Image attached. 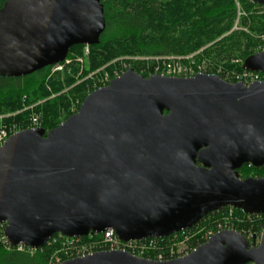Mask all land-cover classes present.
<instances>
[{"label":"water","instance_id":"obj_1","mask_svg":"<svg viewBox=\"0 0 264 264\" xmlns=\"http://www.w3.org/2000/svg\"><path fill=\"white\" fill-rule=\"evenodd\" d=\"M106 27L102 0H5L0 75L62 63L71 47L99 44ZM242 68L264 74V51ZM246 164L264 167V80L130 68L59 126L24 129L0 145V224L12 246L40 249L58 233L110 228L123 241L166 237L226 206L264 214V176L242 178ZM248 263L264 264V230L250 241L225 229L167 261L110 250L61 264Z\"/></svg>","mask_w":264,"mask_h":264},{"label":"trees","instance_id":"obj_2","mask_svg":"<svg viewBox=\"0 0 264 264\" xmlns=\"http://www.w3.org/2000/svg\"><path fill=\"white\" fill-rule=\"evenodd\" d=\"M4 2L5 0H0V8ZM102 3L107 27L101 34L99 44L90 46V66L84 75L89 70L122 55L182 56L205 47L199 56H194L195 60L197 57L200 60H219L220 64L216 65L219 68L217 75L228 82H233L234 76L244 70L243 61L258 52L254 50L258 43L257 38L264 36V16L261 15L248 14L243 18L241 23L249 27V32L232 30L237 16L235 0H102ZM252 5L258 7L261 4L250 2L245 11L248 12L249 6ZM82 47L83 45L71 47L68 57L82 53ZM234 58L240 59L241 62L232 63ZM49 68L50 66L21 77L0 75V113H15L5 121L6 125L26 129L29 116L41 111L44 113L45 121L42 127L47 130L53 129L60 125L58 121L60 112L67 111L72 95L80 96L79 107L85 97L94 90L93 88L89 91L90 86L85 81L73 86L68 93L50 97L49 81L42 82ZM133 69L136 70L134 66ZM78 72L79 68H73L66 77L65 84H53L54 92L74 85ZM143 75L148 77L151 74ZM39 99L45 101L37 104ZM73 113L75 112L68 113L65 119ZM261 169L264 167L246 164L239 172L242 178L262 177L264 175H258ZM226 208L209 213L194 225L191 230L197 234L193 240L200 238L202 232L206 230H216L220 225H230L234 220L238 221L235 229L243 233L252 230L259 234L264 228V215H249L235 209L236 212L229 216ZM100 236L93 240L83 237L79 243L74 242L67 247H62V239H59L55 244L46 243L42 248L34 250L29 248L18 250L17 247L2 243L0 264H58L54 255L55 250L62 249L63 253L60 251L62 255L57 256L67 259L66 254L77 251L81 243L100 242L98 240ZM169 244V238H159L150 252L152 255L160 253L168 255Z\"/></svg>","mask_w":264,"mask_h":264},{"label":"rangeland","instance_id":"obj_3","mask_svg":"<svg viewBox=\"0 0 264 264\" xmlns=\"http://www.w3.org/2000/svg\"><path fill=\"white\" fill-rule=\"evenodd\" d=\"M247 5H249V3L245 2L244 7H243L244 10L246 9ZM249 9L250 10L248 12L245 11V14H243V15H239L237 12L236 20H235V23H234L232 30L249 32L250 31L249 27L244 26L241 23L243 18L245 16H247L248 14L264 16V8H262L261 6L256 7V6L252 5V7L249 6ZM257 40H258V43L256 44L257 46L254 48V50L260 51L264 48V36L263 35H262V37L259 36L257 38ZM206 46H208V45H206ZM204 48H201L200 50H198L192 54L182 55V56L168 55V56L152 57V56H138V55H122V56L113 58L112 60L108 61L107 63L101 65L100 67H98L96 69L89 70L86 73V75H84V72L87 71L88 67L90 66L91 47L88 45H83L82 53H80L78 55L74 54V56H70L67 58L68 63L64 62L63 70H61V71L55 70V68H56L55 66H50V68L46 71L47 73L45 72L46 76L42 82L46 83L47 80L49 81L50 87H49L48 91L51 93L50 97H55V96H59V95L68 93V91H70L73 86L77 85L78 83L85 82V81L88 82V85L90 86V87H88L89 88L88 90L90 91V89H93V88L101 85L103 83L104 79L106 78V75H108L110 78L114 77V76H116L117 73L125 70L126 67H128V66H134V68H136V70L140 71L142 74L150 75L154 72H161L162 73L166 69L167 64L173 62L177 65H175L176 68H174L175 72L174 73L170 72L172 75H176V76L190 75L191 72H190L189 67L191 66V56H193V55L199 56L200 53L203 52L202 50H204ZM196 62H197L196 63L197 65L200 63L202 65H204L205 67L207 65V67L209 68V71L219 72V68L216 67L217 64H220L219 60H212V59L200 60L197 57ZM231 62L234 64H236V63L238 64L241 62V60L238 58H234V59H232ZM71 66H74V67H71ZM73 68H79L78 78L76 79V83L70 87H65L60 92H57V93L54 92L53 84L54 85L57 83L65 84L64 81H65L66 77L71 73ZM75 95L76 94L72 95L71 103H70L67 111L60 112V117L58 119L60 124L65 120L68 113L77 112L79 110L80 106L78 107V104H79L81 99H80V96H78V95L76 97H74ZM43 101H45V100L39 99L37 104H40ZM25 109H27V107H25ZM14 115H15V113H10V112L0 113V128L4 127V125L6 124L5 121L9 117L14 116ZM35 117L38 119V123H34L33 126H36V125L43 126L44 125V122H45L44 121V113H42L40 111V113H33L31 116H29V122L27 123L28 124L27 127L32 126L33 120L36 119ZM18 128L20 129V126ZM3 129H5V128H3ZM252 175H255V174H252ZM258 175H264V169H261L260 172L258 173ZM233 223H234V227L237 228L238 221L234 220ZM244 233L246 236H250L252 231L247 230ZM194 235L195 234L193 232H191V233H188V235H185L184 237H179V239L175 243L172 244L173 250L176 252H179L182 249H184L185 244H187V241L189 239L192 240L194 238ZM0 243H2V242H0ZM62 247H64V246H62ZM55 251L56 252L54 255L57 259V254L62 255L61 252L63 253V250L57 249Z\"/></svg>","mask_w":264,"mask_h":264},{"label":"built area","instance_id":"obj_4","mask_svg":"<svg viewBox=\"0 0 264 264\" xmlns=\"http://www.w3.org/2000/svg\"><path fill=\"white\" fill-rule=\"evenodd\" d=\"M236 1V5H237V12L239 15H243L245 14V10H244V4L246 3H250L253 1L252 0H235ZM262 8H264V5H259ZM260 51H264V48ZM169 60V59H168ZM65 63H68V59H66L64 61ZM64 62L62 63H58L56 65H54L56 68L55 70H63L64 68ZM196 60L194 58V55L191 56V66L190 68V75H185V76H176V75H172L170 72H175V69L177 64L171 62L167 64L166 69L161 73V72H154L151 75L154 74H161V75H167V76H176V77H190V76H194L196 74L202 73V74H218V72H213V71H209V68L200 64H196ZM180 66V65H179ZM181 67V66H180ZM133 68V66H128L126 67L125 70L119 72L116 74V76L114 77H109L108 75H106V78L104 79L103 83L97 87H95L94 89L103 87V86H107L110 81L112 79H114L115 77L120 76L122 73L126 72L128 69ZM182 68V67H181ZM264 80V74L262 72H255V71H246L243 70L240 73H237L234 76V81L232 83L235 82H244L246 84H250L252 82L255 81H263ZM36 118V117H35ZM34 123H38V119L36 118L35 120H33V124L32 126L27 127L26 129L29 128H40L42 126H33ZM19 126H11V125H4V127L0 128V145H2L6 139L21 130L24 129H19ZM5 128V129H3ZM227 211L229 212V216H232L236 211V208L230 207V206H226ZM235 211V212H234ZM256 215V214H253ZM264 215V214H262ZM258 216H261L260 214H258ZM4 229H5V223H1L0 224V242H2L3 244L6 243L10 246H12L7 239L4 236ZM225 229H235L234 227V223L232 222L230 225H220L216 230H206L204 232H202V235L200 238H198L196 241L195 240H188L187 244H185V248L182 249L179 252H176L173 250L172 244L175 243L179 237H184L185 235H188V233L193 232V230L190 229H186L180 232H177L175 234L166 236V237H161V238H169L170 241V251L168 255L165 254H156V255H152L150 250L155 247L156 244V240L159 239L158 237H153V238H146V239H140V240H129V241H123L119 238V236L116 234L115 230L110 228L105 230L102 233H91L88 236L85 237H89L91 240H93V238L97 237L98 235H101L98 240L96 241V243H81L80 244V248L75 251L74 253H70V254H66L67 255V259H72V258H76V257H82L88 254H93L95 252H99V251H110V250H125V251H129L132 254L139 256V257H145V258H149V259H153V260H157V261H167V260H171V259H176L179 257H185L187 255H189L190 253H192L198 246H200L201 244L207 242L214 234H216L219 231L225 230ZM237 230V229H235ZM264 228L261 230V232L258 234L257 232L252 231L250 236H246L245 233H243L250 241L254 240L255 238L257 240H259L262 232H263ZM195 235L194 237H196V232H193ZM183 235V236H182ZM83 237H67L64 236L62 234L58 233V236H56V234L47 242V243H57V241H59V239H62V246L67 247V245H71L74 242L79 243L80 240ZM97 239V238H96ZM0 243V244H2ZM18 248V250H25L26 248L32 249L33 248L27 246L26 244H20L18 246H16ZM67 259H62V257L57 256L56 262L58 264H61L64 260Z\"/></svg>","mask_w":264,"mask_h":264}]
</instances>
